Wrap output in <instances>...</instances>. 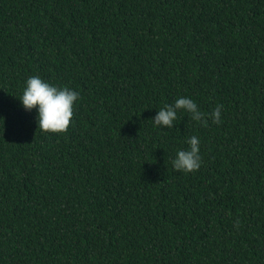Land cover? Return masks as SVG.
I'll use <instances>...</instances> for the list:
<instances>
[{"label":"trees","instance_id":"trees-1","mask_svg":"<svg viewBox=\"0 0 264 264\" xmlns=\"http://www.w3.org/2000/svg\"><path fill=\"white\" fill-rule=\"evenodd\" d=\"M33 76L79 93L67 132ZM181 97L207 127L154 124ZM0 264H264V0H0Z\"/></svg>","mask_w":264,"mask_h":264},{"label":"clouds","instance_id":"clouds-1","mask_svg":"<svg viewBox=\"0 0 264 264\" xmlns=\"http://www.w3.org/2000/svg\"><path fill=\"white\" fill-rule=\"evenodd\" d=\"M79 98V93L67 87L53 86L37 76L27 79L26 87L19 100L25 110L38 109V130L49 133L67 132L73 118L74 102ZM218 105L213 112L207 114L213 123H220V110ZM177 110L188 112L191 119L208 126L205 113L201 112L197 104L190 98H178L174 105H165L151 120L156 126L170 128L177 117ZM190 148L180 150L173 160V166L178 171L185 173L197 171L201 166L200 145L197 137L188 139Z\"/></svg>","mask_w":264,"mask_h":264}]
</instances>
